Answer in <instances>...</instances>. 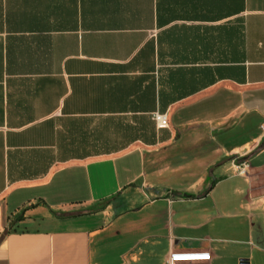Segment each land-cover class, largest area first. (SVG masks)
Masks as SVG:
<instances>
[{"label":"crops","instance_id":"1","mask_svg":"<svg viewBox=\"0 0 264 264\" xmlns=\"http://www.w3.org/2000/svg\"><path fill=\"white\" fill-rule=\"evenodd\" d=\"M177 250L264 264V0H0V264Z\"/></svg>","mask_w":264,"mask_h":264},{"label":"built area","instance_id":"2","mask_svg":"<svg viewBox=\"0 0 264 264\" xmlns=\"http://www.w3.org/2000/svg\"><path fill=\"white\" fill-rule=\"evenodd\" d=\"M157 129H166L169 126V119L166 113L155 112L152 116ZM245 165L242 164L240 172H244ZM211 254L204 250H177L171 252L165 264H208Z\"/></svg>","mask_w":264,"mask_h":264},{"label":"rangeland","instance_id":"3","mask_svg":"<svg viewBox=\"0 0 264 264\" xmlns=\"http://www.w3.org/2000/svg\"><path fill=\"white\" fill-rule=\"evenodd\" d=\"M253 122L249 123V124H252ZM258 125V124H257ZM239 129L238 127H236L232 132H237ZM240 136V135H239Z\"/></svg>","mask_w":264,"mask_h":264}]
</instances>
